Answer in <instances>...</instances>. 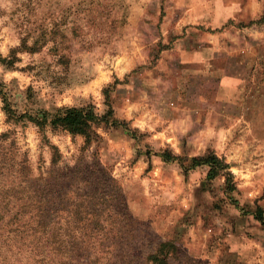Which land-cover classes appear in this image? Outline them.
<instances>
[{
    "label": "rangeland",
    "instance_id": "rangeland-1",
    "mask_svg": "<svg viewBox=\"0 0 264 264\" xmlns=\"http://www.w3.org/2000/svg\"><path fill=\"white\" fill-rule=\"evenodd\" d=\"M263 15L264 0H0V55L15 62L0 64V84L17 115L51 120L92 105L103 116L109 93L118 123H101L89 143L9 121L0 99L6 163L26 155L34 176L99 164L122 189L129 220L111 262L72 263L151 264L168 243L179 250L170 264H264V91L249 88L264 86V60L250 79L255 62L230 75L229 64L213 66L255 56L264 23L239 25ZM208 150L233 166L235 193H225L223 179L205 186V167L185 177L179 161L161 156Z\"/></svg>",
    "mask_w": 264,
    "mask_h": 264
},
{
    "label": "trees",
    "instance_id": "trees-1",
    "mask_svg": "<svg viewBox=\"0 0 264 264\" xmlns=\"http://www.w3.org/2000/svg\"><path fill=\"white\" fill-rule=\"evenodd\" d=\"M264 23H240L239 27ZM0 64L12 68L15 62L0 55ZM261 63H254L249 78H257ZM264 81V80H262ZM261 81V82H262ZM260 82V83H261ZM249 88L264 91V86ZM264 94V92H263ZM108 112L101 116L95 107L87 105L59 110L51 120L47 115L36 118L31 115L18 116L13 109L6 86L0 84V99L3 111L9 121L31 122L41 131L50 127L54 131L68 132L82 136L91 143L99 136L97 128L101 123L118 124L113 121V108L109 103ZM4 135L3 137H5ZM166 162L179 161L188 177L197 168L207 169L205 186L208 188L218 179L224 180L227 195L237 191L232 165L213 150L205 154L185 158L163 153ZM0 154V260L8 263L27 262L32 264H74L85 258L102 263L111 259L112 246L118 243V232L129 220L128 208L118 182L99 164L76 167L74 172L50 170L47 174L33 175L26 155L17 164L6 163ZM59 162L54 154L53 167ZM2 178H10L7 183ZM117 208L118 213H114ZM111 214V215H110ZM257 220L264 225L263 213ZM178 248L168 243L160 245L149 255L151 264H170L176 259Z\"/></svg>",
    "mask_w": 264,
    "mask_h": 264
},
{
    "label": "crops",
    "instance_id": "crops-1",
    "mask_svg": "<svg viewBox=\"0 0 264 264\" xmlns=\"http://www.w3.org/2000/svg\"><path fill=\"white\" fill-rule=\"evenodd\" d=\"M248 27H243V28H248ZM261 44L262 43H256L257 48H256V53H254L255 54L254 57H249V53H244V54L241 53L240 55L238 54L236 56H229L226 58H224V57L216 58L215 60H213V66L216 68L217 71H219V70L224 69V63H226L227 65L229 64V66H228L229 69L227 68V71L226 72L224 71V75H230V73H228V71L231 70V72H232V69L235 67H239L241 69L240 66L248 64L249 62L259 63L262 60H264V46ZM243 60H244V62H243ZM240 61H242L243 63ZM219 77H221V75ZM203 154H205V152L198 154V155H194L192 157L200 156ZM232 168H233V166H232ZM232 173H233V171H232Z\"/></svg>",
    "mask_w": 264,
    "mask_h": 264
}]
</instances>
